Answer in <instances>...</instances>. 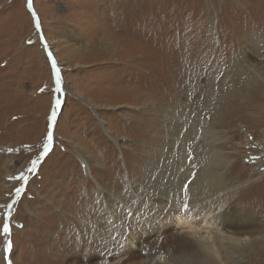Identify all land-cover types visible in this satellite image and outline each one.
<instances>
[{"label": "rangeland", "instance_id": "374dc122", "mask_svg": "<svg viewBox=\"0 0 264 264\" xmlns=\"http://www.w3.org/2000/svg\"><path fill=\"white\" fill-rule=\"evenodd\" d=\"M263 59L264 0H0V264H173L200 217L154 200L204 166L246 236L221 264H264Z\"/></svg>", "mask_w": 264, "mask_h": 264}, {"label": "bare ground", "instance_id": "6f19581e", "mask_svg": "<svg viewBox=\"0 0 264 264\" xmlns=\"http://www.w3.org/2000/svg\"><path fill=\"white\" fill-rule=\"evenodd\" d=\"M74 41H75V43L78 42L77 44H80L82 42V39L79 38L78 36H76ZM122 42L126 43V40L124 39ZM256 45H258V44H256ZM256 45H253V48L256 50H259ZM263 61H264V59H263ZM106 130L111 135V137H113L117 141L121 138L118 134H114V133L110 132L108 128H106ZM258 146L262 150H264V138H263V141H261L258 144ZM207 148H209V150H211L212 152H215L214 146L212 147L209 145ZM207 148H206V150H208ZM204 152H206V151H204ZM211 154L213 155V153H210V155ZM214 156L215 155L211 156L212 157V160L210 163L211 167L213 166L212 164H214L212 161L216 160V158L214 159ZM205 157H207V156H205ZM208 158H207V160H208ZM209 161L210 160H208V162ZM93 162L98 163L97 161H93ZM229 162L230 161H227L226 163L228 164ZM202 163H204V162H202ZM206 163H207V161H206ZM203 168L205 169V170L203 169L205 172H198L196 174L197 179H196L195 184L193 185V190H192L193 193H192V196H190L188 199H186V200L181 199L179 196L180 194L178 195V193L167 194V192H166V193H164V195H162L159 198H156V200H154L155 202H160L159 204H157L158 206H160V207L162 206V207H164V209L166 208L165 209L167 211L166 214L169 216V217H167V219L170 221V223L171 222L176 223V224L184 227L188 222V217L184 216V213H182V211H183L182 209L188 208L190 206H193L192 210H194L193 211L194 216L200 217L199 220H193V222H192L193 224L198 225V227H193L191 225L188 226V228L192 229V231L190 232V234L193 235L192 238L187 239V237H185V238L181 237V240H179L181 242L179 244H177L178 245L177 248L175 246V248L173 250L171 249V250L165 251V253H164L165 258L164 259H166L168 261V263L180 264L182 262L183 258L185 257V258L189 259V261L192 259L196 260L197 262H195V264H221V258L220 257H221L222 251L224 249H226L225 246H228V245H224L226 240H227V243L231 247H237L236 245H242L243 242L246 241V236L241 237V236H236L234 234H231V236H227L224 232H222V228L225 227V225L220 221V215H221L220 212L222 209L221 201H223V200H221L217 195L218 192H220V189H217V187H219L220 184L218 183L219 186L215 187L216 183L215 184L213 183L214 178H215L214 174L211 173L208 168H205V166ZM216 171H214V172H216ZM219 173H221V172H218V174ZM221 175H223V174H221ZM200 176H202V177L200 178ZM174 178H175V176L172 175V180L170 179L171 182L170 181L169 182L172 183V181H174ZM165 181L166 180H164L162 182V185L165 184ZM174 182H175V184L178 182L176 187L173 185V187L176 190H177V188H181L180 187V179L179 180L177 179ZM215 182H216V180H215ZM121 188L119 185V188L117 190L119 192H121V190H120ZM216 195H217V197H216ZM154 201L152 202L153 204H155ZM181 203H184V205L181 206ZM117 207H119V206H117ZM171 207H176L177 210L172 209ZM215 209L218 210L217 213L214 212ZM122 210H120V211H122ZM188 211H190V209H187V212ZM210 215H211V218H210ZM174 217H177V218H174ZM90 218L92 219L91 216H90ZM175 219H177V221ZM142 226H145L144 222H143ZM93 234H94V232L92 230H88L87 235L80 236L81 238H80L79 242H76L75 244L78 247H80V245H89L90 239L93 238ZM130 238H129V240H130ZM134 238L136 239V237H134ZM138 238H140V237H137V239ZM122 239H123V236H120V239H118L117 241L120 243V241H122ZM133 248L134 247L132 246L131 243L129 244V246H128V244H126L125 247L119 251L121 253L120 256L122 254H124V255L128 254L129 251L132 252L134 250ZM150 250L151 249L146 248V258H143L142 261L140 262V264H155V261L152 262V259L157 255V251L156 250L150 251ZM111 254H113V253H111ZM129 256H131V254ZM125 260H127V259H125ZM183 261L185 262V260H183ZM125 264H131V262H126Z\"/></svg>", "mask_w": 264, "mask_h": 264}, {"label": "snow or ice", "instance_id": "6c2138e0", "mask_svg": "<svg viewBox=\"0 0 264 264\" xmlns=\"http://www.w3.org/2000/svg\"><path fill=\"white\" fill-rule=\"evenodd\" d=\"M29 3H31V0H29ZM59 83H60V81H59V72H58V70H57V85H58V87H57V89H56L57 91L60 90V89H59ZM59 105H60V100L57 99V100H56V107H59ZM55 118H56V112H55V110H53V113H52V120L55 121ZM48 139L51 140V136H49ZM9 151H11V149H9ZM47 151H48V147L45 146V151H44V153H42V155H46V154H47ZM38 162H39V161H37L36 163H38ZM36 163H34V164L32 165V167L29 169L30 172L35 171V169H36ZM21 178L24 179V178H26V177H24L23 174H21ZM19 194H20V189H17V195H19ZM9 215H10V214H9ZM3 232H4L5 236H8V235L10 234V227H9V224H8V223H5V225H4V227H3ZM11 249H12V243H11L10 240H8V241H7V245H6V249H5V251H6V252H11ZM8 264H11V260H9Z\"/></svg>", "mask_w": 264, "mask_h": 264}]
</instances>
